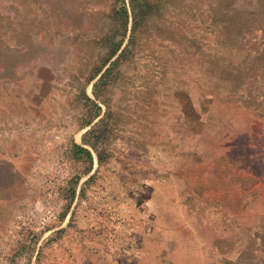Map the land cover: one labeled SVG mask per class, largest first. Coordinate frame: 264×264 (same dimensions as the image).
Returning <instances> with one entry per match:
<instances>
[{
	"label": "rangeland",
	"instance_id": "1",
	"mask_svg": "<svg viewBox=\"0 0 264 264\" xmlns=\"http://www.w3.org/2000/svg\"><path fill=\"white\" fill-rule=\"evenodd\" d=\"M124 3L126 24L121 0L1 3L18 18L0 54V264H253L264 145L212 96L201 105L192 52L153 14L89 81L109 41H128Z\"/></svg>",
	"mask_w": 264,
	"mask_h": 264
},
{
	"label": "trees",
	"instance_id": "2",
	"mask_svg": "<svg viewBox=\"0 0 264 264\" xmlns=\"http://www.w3.org/2000/svg\"><path fill=\"white\" fill-rule=\"evenodd\" d=\"M3 1L5 0H0V7ZM7 1L16 4V0ZM121 1L123 6L118 13L119 20L126 24L128 10L124 0ZM128 2L132 18L128 41L122 47L124 32L117 40L109 41L103 65L93 72L89 81L117 53L110 65L133 52L137 32H142L148 18L155 14L159 19L158 23L162 25L165 40L178 49L177 56L183 58L187 52H192V57L196 59L200 67L198 93L201 105V97L212 96L214 103L220 102L221 110L231 111L233 116L244 123V130H249V134L247 132L245 134L248 142L258 141L264 145V0H128ZM16 16L18 18V14L6 16L0 9V54L4 52L5 22L10 24ZM108 71L109 68L104 70L93 83L94 95H98L96 87L103 81ZM85 97L93 103L97 111H100L99 105L88 96ZM218 119L225 123L231 120L219 116ZM231 121L229 126L233 124V119ZM253 122H257L260 129L254 131ZM87 143L101 162L102 156L95 144L89 141ZM74 148L78 154H83L87 161L90 163L93 161L89 149L77 144ZM260 149L264 152V147ZM78 181L79 179L73 181L70 198H73ZM250 240L248 248L255 261L253 264H264V239L257 246L252 241L253 238Z\"/></svg>",
	"mask_w": 264,
	"mask_h": 264
}]
</instances>
